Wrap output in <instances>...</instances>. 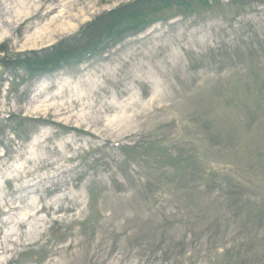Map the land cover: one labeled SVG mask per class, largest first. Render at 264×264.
<instances>
[{"label": "rangeland", "instance_id": "rangeland-1", "mask_svg": "<svg viewBox=\"0 0 264 264\" xmlns=\"http://www.w3.org/2000/svg\"><path fill=\"white\" fill-rule=\"evenodd\" d=\"M0 185V264H264V0H0Z\"/></svg>", "mask_w": 264, "mask_h": 264}, {"label": "bare ground", "instance_id": "bare-ground-1", "mask_svg": "<svg viewBox=\"0 0 264 264\" xmlns=\"http://www.w3.org/2000/svg\"><path fill=\"white\" fill-rule=\"evenodd\" d=\"M24 13L26 12H23L21 10L17 11V15L20 16H23ZM2 192L4 193V190L0 185V199L2 196ZM20 199L21 196L19 195L16 199H11L10 201H8L7 203H9V209L4 210L6 218L5 220H2V226L0 224V256L3 253H13L18 249L19 246H24L26 245V243H30V240L28 241V235L32 236L31 230L36 232L39 237L43 235V218L37 216L38 213L43 210V207H38L36 203L37 201L35 200V198H32L31 203L25 206L24 212L21 213L20 216H14L13 210L18 208L15 201H19ZM64 200H62V198L56 200V202L59 201L58 209H72L70 205H67L63 202ZM67 248L68 247H65L64 250H66ZM49 251L51 250L49 249ZM1 261L2 260L0 259V262Z\"/></svg>", "mask_w": 264, "mask_h": 264}, {"label": "trees", "instance_id": "trees-1", "mask_svg": "<svg viewBox=\"0 0 264 264\" xmlns=\"http://www.w3.org/2000/svg\"><path fill=\"white\" fill-rule=\"evenodd\" d=\"M156 19H158V18H156ZM129 20H132V19L130 18ZM133 20L128 25L120 26L115 31L107 32L106 35L104 37H102L101 40H99L98 42L91 45L90 48L88 47V49L83 54H81L77 57L75 56L70 60L64 61L63 63L67 64L70 62V63L76 64L79 61H84L88 58L98 57L111 44L116 43L117 41H119L120 39H122L123 37H125L128 34H132V31H131L132 27L131 26H134V28H136V26L138 24L137 21H133Z\"/></svg>", "mask_w": 264, "mask_h": 264}]
</instances>
